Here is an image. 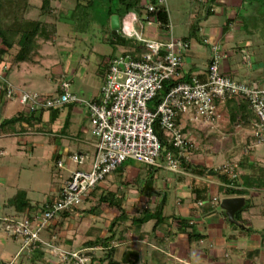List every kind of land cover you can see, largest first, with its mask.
<instances>
[{"label":"crops","instance_id":"0c3cea01","mask_svg":"<svg viewBox=\"0 0 264 264\" xmlns=\"http://www.w3.org/2000/svg\"><path fill=\"white\" fill-rule=\"evenodd\" d=\"M180 2L185 4L188 3L190 11L184 21V32L179 35H175L173 31L174 24L171 21L170 12L168 8H166L164 1L172 35L182 38L188 34L192 24H195L197 27L196 38H190L188 40L189 47L182 55V64L179 69L181 75H183V77H197L200 80H205V67L212 52L211 47L212 45H217L219 53L224 55L220 59V69L223 74L242 82L256 83L257 85L264 87V56H262V53L264 52L261 48L262 42L264 43V37L261 40L259 38L264 33L259 29L262 25L264 26V12L261 11V14L259 15L261 17V22L255 18L258 6H264V0H180ZM109 16L106 28L107 33L113 29L117 32L128 34L131 25L135 27V23L142 22L139 16H137L133 11H129L121 17L116 14H111ZM45 22H47V20H45ZM257 22H260L261 26L259 24L256 25L255 23ZM247 23L249 26H246ZM240 32H245V34L251 33V40L249 39L248 34V36L245 34L241 35ZM256 33H259V35L255 36L256 39H254L253 36ZM165 34L166 30L161 29L158 25L146 26L143 24L142 35L150 38H159L164 37ZM105 38L103 37L101 40H104ZM192 39H196L195 41L197 42H193ZM38 43H40L39 40ZM200 45L202 49L198 48ZM113 46L115 51H112L111 54H116L133 48L125 47L123 45ZM40 47L41 46H39L38 54L35 57L34 63L15 61L10 65L7 72L3 73V75L5 74L4 76L7 81L10 80L8 75H11L12 81H15V84H12L11 81L9 82L16 91H28L29 85L32 81L31 69L35 66L38 68L42 67L43 64L40 59L41 54L39 51ZM197 49L200 50V52L197 51ZM2 61L4 64L5 62L9 64L10 59H8L7 56L3 58ZM238 63H242L244 66L238 65ZM50 77H52V75ZM54 84L56 87L57 82ZM2 91L0 90V120L3 118H9L20 111L23 113L28 112L17 99L7 98L5 96V92ZM96 96L97 95H94L91 98ZM233 99V101L236 102V105H238L239 100L234 97ZM233 101L231 98H228L224 102L217 105L220 117L216 121V124L212 127L203 126L189 121V116L187 114L179 117V124L190 139L192 138L191 133H193L195 129L199 132H203L202 135L204 136L208 134L209 136H212L213 134H220L222 129L226 127V121H229L223 111L226 109V114L229 115V108L232 104H234ZM11 102L14 103V111H10L9 113H11V115L4 117L3 112L8 111L6 108ZM67 106L68 108H66V116L63 122L55 129L56 135H53V140L55 142L50 144L52 148L51 157L54 159V164L58 159L63 158L66 153L89 149V135L83 136V121L81 123L76 117L75 119L77 120L78 126L76 129L70 131V117H72V114L75 112L74 110L77 105L72 104L71 106ZM63 109L64 107L60 108L59 112ZM41 119L44 123H53L55 121H48L49 111H43ZM225 119L227 120L225 121ZM72 122L75 123V120ZM47 126L49 125H46V127ZM14 127L10 128V130L6 127H0V135L3 133H11L16 135V143L20 144V141L22 142V140L27 143L26 141L29 140H27L26 134L31 133L32 131L14 132L12 130L18 129L19 126L15 125ZM249 130L246 132L247 134H250ZM21 136H26V139ZM191 140L194 142L193 138ZM30 144L32 145V143ZM197 146L198 145L196 144V149ZM208 146L210 147V144ZM222 146L224 147V150L231 149L230 145L223 144ZM257 146L259 145L254 143V139L251 136V149L249 150L250 152L248 158L254 166H260L262 165L260 164V160L264 161V159H262L264 156L261 155L263 154L262 152H257L259 158H256L255 156V148ZM2 149L3 148L0 147V154L3 153ZM227 154L229 155L230 153L228 152ZM192 162L198 165H203L207 168H212L213 164V160H206L201 156L198 158L193 157ZM225 163L227 162H224V159H222L217 162V167L215 165L212 169H217ZM55 167L59 170V173H55V175L52 176L50 186L47 189L48 192L42 200H33L29 197L27 188L18 187L14 193L7 197L5 202L0 204V208L5 211L3 214L13 213V209L7 204V201L19 189L25 190L26 195L31 202L41 203L45 201L46 198L56 197L61 185L74 166L69 164L63 167H57L55 165ZM152 170L153 172L155 171V169ZM120 172L122 176L119 177L116 172H113L106 178V180L110 179L112 182H117L122 179V177L124 178V176L128 178L129 176H135L138 174V172H129L124 169ZM245 172H248V169H244L243 173ZM239 175L240 173L238 174V179ZM106 180L99 186L102 188H108L110 184L108 183L109 185H105ZM162 180V188H157L154 184L156 194L151 195V206L156 200L164 196L165 204L163 207V215L166 217L165 220L154 230L152 229V220L137 226L133 225L122 229L123 231L120 234L119 242L113 243L115 246L114 252L117 257L113 256L114 253L112 256L115 260L120 258L123 251L132 250L137 256L136 264H264V240L261 236L264 235V228L261 226H250L249 220H246L247 218L243 216V213L248 212L250 209L251 216L256 214H260L261 216L264 215L263 208H259L258 213L253 212L257 205H262L259 201H253L254 197H264V195H259V191H263L264 188L251 186L248 188L247 194L239 195L244 197V204L237 211H240L238 215L240 221L238 222L244 225V227L241 228L235 224L229 223L226 219L225 213L217 206L219 202L218 191L221 181H219V179L211 172L205 175H197L189 174L184 171H178L173 172L172 177L162 178ZM236 187L239 188V186ZM169 189H172L173 191L171 194L168 192ZM227 196L237 195H224L223 197ZM212 197H216L218 199L215 208L211 206L214 203L211 201ZM247 198L251 205L248 208H244L247 203ZM142 200L143 198H141L140 201ZM127 202L128 201H126V203ZM95 212L97 213V211ZM104 212L106 213V211ZM110 212V217L107 219L108 221L106 219L104 221L105 233L102 232L101 236L109 235L107 230L109 221L114 216V212ZM126 213L129 216H132L130 215V211H128L127 207ZM136 214L137 213L135 211L134 215L137 216L138 214ZM180 219H187L188 223H191L193 228L197 232L201 233L202 236L197 241H189L186 231H189L190 227H187L186 231L180 230V228H182L179 227L180 223H178ZM127 224H129V219L119 223L120 226ZM5 246L6 245L4 243H0V257L3 254ZM4 261L5 260H1L0 258V264L4 263Z\"/></svg>","mask_w":264,"mask_h":264},{"label":"built area","instance_id":"2783aa9c","mask_svg":"<svg viewBox=\"0 0 264 264\" xmlns=\"http://www.w3.org/2000/svg\"><path fill=\"white\" fill-rule=\"evenodd\" d=\"M164 1L147 5L139 16L144 25H158L155 15L150 13L164 6ZM125 35L134 38L142 50L136 57L131 55L132 49L110 57L98 95L91 99H79L70 93L69 82L65 80L58 82L52 93L16 91L3 75L6 64L0 62V90L7 98L17 99L30 113L77 103L86 110L90 125L89 149L66 153L55 163L57 167L74 166L57 197L52 202L45 201L40 209L20 216L0 215V229L20 241L28 251L37 242L45 244L41 232L61 211L79 205L87 191L104 182L124 161L132 159L174 172L180 169L181 160L192 161L196 144L182 130L181 115L187 114L189 121L212 127L220 117L219 103L233 97L243 99L252 113L250 134L254 143L264 142V87L223 74L220 59L224 55L219 53L217 45L211 47L205 80L197 77L184 80L179 69L188 41L173 36L170 29L159 38L139 35L133 25ZM167 80L173 83L151 107L149 103ZM155 122L168 136L175 152L161 153L153 128ZM218 169L230 180L239 181L236 163L227 162ZM228 185L236 187L232 181ZM57 254L61 260L73 259L77 264L86 261L79 252L59 250Z\"/></svg>","mask_w":264,"mask_h":264},{"label":"rangeland","instance_id":"374dc122","mask_svg":"<svg viewBox=\"0 0 264 264\" xmlns=\"http://www.w3.org/2000/svg\"><path fill=\"white\" fill-rule=\"evenodd\" d=\"M40 5L41 0H28L26 13L32 18H39L43 21L47 20V22H45L47 24L46 27L48 30L52 31V35L51 38L47 40L42 38L38 39L41 46L39 50L41 54L40 59L43 65L40 68L35 66L31 69L32 81L28 91L52 93L55 90L54 83L65 80L69 82V92L76 95L79 99H91L92 96L98 95L102 76L100 68H102L104 64L101 63L103 59L102 56H107L111 54L112 51H115L113 45L105 40H101L108 34L106 28L110 16L106 13V8L110 6L114 9L117 6L115 0H97V3L92 7L89 14L81 17L69 16L70 10L74 5L73 0H51L48 12L42 15L39 14L41 13L39 10ZM165 5L170 12L171 21L174 24L173 31L175 35L181 34L184 32V21L190 11L189 4L181 3L180 0H165ZM261 11L264 12V6L259 5L256 11L257 15L255 12V18L259 21L261 18L259 16ZM260 22L255 24L260 25ZM135 25L137 26H135L136 32L142 35L143 23L138 22L135 23ZM246 26H249L248 23ZM259 29L264 32L263 25ZM130 33H132V30ZM240 34L243 35L245 32H240ZM245 35L251 40V33H246ZM257 35H259V33L253 36L254 39H256L255 36ZM263 37L264 33L259 37L260 40L263 39ZM195 40L196 39H192L193 42H197ZM198 48L202 49L201 45L198 46ZM261 48L264 52L263 42ZM197 51L200 52L198 49ZM262 54V56H264V53ZM238 65L244 66L242 63H238ZM51 75L52 77H50ZM8 76L10 78V80H8L11 81L12 84H15V81H12L11 75L9 74ZM13 105L14 103H9L6 108L8 111L3 112L4 117L11 115L9 112L14 111ZM75 105H77L74 110L75 112L72 114V117H70V131L77 128V120L75 119L77 117L81 123L83 121V136H88L90 128L88 114L80 104L75 103ZM63 107L64 109L58 113V117L53 123L45 122L46 125H49L47 127L45 125V132H31L26 134L27 140H29L26 141L27 143L23 140L22 142L20 141V144L16 143V135L11 133H3L0 135V147L3 148V153L0 154V204L5 202L7 197L14 193L18 187L27 188L29 192L28 195L33 200H42L44 196H46L52 176L55 175V173H59V170L56 169L53 163L54 159L51 157L52 148L50 144L55 142L53 140V135H56L55 129L63 122L66 116V108H68V106L66 105ZM223 112L226 118L229 117V115L226 114V109H224ZM73 120H75V123L72 122ZM226 120L227 119H225V121ZM241 120L235 124L226 121V127L222 129L221 133L217 135L213 134L212 136H209V134L204 136L202 135L203 132H199L195 129V131L191 133V136L198 146L193 153V157L198 158L201 156L206 160H213L212 168H214L215 165L217 167V162L222 159H224V162H230L232 164H244V158H247L250 152L249 150L251 149V134L246 133L250 128L245 127V124H243ZM21 137H25L26 139V136ZM30 143H32L33 146ZM209 144L210 147L208 146ZM223 144L230 145L231 149L224 150ZM257 144L259 146L255 148V156L259 158L257 152H262L263 154L261 155L264 156V142ZM228 152L230 153L229 155L227 154ZM262 159H264V157ZM260 162V164L264 165L263 160H260ZM120 167L122 171L124 169L129 172H138L140 177L149 169L147 164L132 159L126 160ZM238 167L239 173H243L244 168L239 164ZM173 172L174 171H169L164 167L156 169L153 172L154 177L152 178L155 186H157V188H162V178L172 177ZM133 177L135 176H129L128 178L124 176L123 180H126L128 183L127 186L124 184L118 186L119 189H124V191L128 193L126 207L128 211H130V215H134L135 211L141 209L144 204V201H140L141 198L137 196L135 184L132 183ZM105 185H109V187L105 189H114L117 186V182H112L110 179H107ZM168 192L171 194L173 191L169 189ZM224 195L223 191H218L219 200ZM259 195H264V190L259 191ZM95 201L91 199L85 202L83 201V203L78 205V208L71 211L66 217V220L60 216L56 217L52 222L53 229L55 228L53 232L48 229H44L41 232V241L45 243L41 245L44 256H42V260L37 261L36 264L59 263L58 261L61 260L57 254L59 250H63V252H79L80 255H83L82 253L85 251H93L96 255L102 252L100 248H95L93 250L82 246L83 241L95 235H102V232L105 233L104 221L110 217V211L104 206H98L95 210L97 213L95 211L94 213L87 211L90 206L95 204ZM253 201H259L263 205V207L261 204L257 205L253 212L258 213L259 208L264 209V197L259 198L255 196ZM134 206H136V208ZM104 211H106V213ZM3 212L5 211L0 208V215H2ZM243 216L247 218L246 220H249L250 226H261L264 228V215L261 216L260 214H256L251 216L250 209L248 212H244ZM65 240H71L72 242L70 245H67ZM47 242L51 244L52 248H50L51 246H47ZM0 243L6 245L0 257L1 260H5L2 264H8L10 261H13L18 252L20 253L18 256L19 259L26 263L29 262L30 254H26L28 250H21L23 248L22 243L12 238L3 229H0ZM113 256L117 257L115 252Z\"/></svg>","mask_w":264,"mask_h":264},{"label":"trees","instance_id":"16d2710c","mask_svg":"<svg viewBox=\"0 0 264 264\" xmlns=\"http://www.w3.org/2000/svg\"><path fill=\"white\" fill-rule=\"evenodd\" d=\"M73 1L74 5L69 13V16L71 17L86 16L87 14H89L92 7L97 3V0ZM50 2L51 0H41V5L39 7L41 13L39 14L42 15L48 12ZM115 2L117 6L114 9L110 6L106 8V13L108 14V16L111 14H116L117 16L121 17L129 11H133L137 16H141L143 14V10L147 7L148 4H156V0H115ZM27 6L28 0H0V62L4 63L2 60L7 56L8 59H10L9 64L5 62L6 69L3 71V73H6L7 70L10 68V65L15 61L34 63L35 57L38 54V49L40 46V44L38 43V39L42 38L44 40H47L51 38L52 31L47 29V24L45 23V21L39 18H32L28 16L26 13ZM150 14L155 15V18L158 22V26L161 29L166 31L170 29L167 10L164 6L157 7L155 11L151 12ZM196 32L197 27L195 24H192L188 34L185 37H182L181 39L188 41L190 38H196ZM105 39L104 40L106 42L112 45H123L125 47H133L132 51H130L133 57H136L140 50H142V46L139 45L134 40V38L128 37L124 33L117 32L113 29L109 31ZM113 55L114 54L102 56L103 59L101 63L104 64L102 68H100V73L102 75L101 78L108 69L107 60ZM189 79V76L184 78V80ZM172 83L173 82H170L169 80L163 83L162 88L157 91L155 97L149 103L151 107L162 98V96L165 94V92L168 90L169 86ZM231 100L233 101L234 99L231 98ZM233 102L235 105L232 104L229 109L230 112H228L229 123L233 122L235 124L237 122H240V120L242 119L241 122L245 124V127L250 128L252 113L249 109L248 104L243 99L239 100L238 105H236L235 101ZM72 104L73 103H68L67 105L71 106ZM47 111H49L48 121H54L59 113V109L51 108ZM42 112L43 111L31 113H23L21 111L17 112L9 118L1 119L0 127H6L9 128L8 130H10V128L14 127L15 125H18V129L11 130L14 132H45L46 130L44 129V127L46 124L41 119ZM153 128L160 141L161 153L163 154L166 151L175 152L176 149L171 145V143L168 142V136L164 133L162 129L159 128L157 122L154 123ZM243 163L244 164H238L242 168L248 169V172L241 173L239 175L240 182L238 180H230L227 174L222 173L218 168H207L203 165L195 164L192 161L181 160L180 169L178 171H184L189 174L197 175H205L211 172L213 175L216 176V178L219 179V181H221L219 190L223 191L225 195H245L248 193V188H250L251 186L264 188V165H256L254 167V165H252V162L249 160L248 156L247 158H244ZM148 166L149 169L147 170L145 175L140 177L139 174H136L135 177L132 178V183L135 184L137 196L143 198L144 201L142 208L138 209L139 213L138 211H136L139 214L137 216H129L126 213V201L128 199V193L124 191V189L118 188L119 185L121 186L124 184L125 186H127L128 184L125 179L123 180V177L122 179L117 181V186L114 190H108L102 188L101 186H95L93 189L87 191L81 203H83V201L85 202L86 200L88 201V199H91L93 201L96 200L95 204L93 206H90L87 211H91V213H94L98 206H104L106 207V209L114 212V216L109 221L107 229L109 232L108 236L95 235L94 237L83 241V247H88L93 250L95 248H100L102 250L99 255H96L93 251L83 252L82 256L86 260L85 264H136L137 256L136 253L132 250L123 251L118 260H115L112 256L115 250V246L113 245V243L119 242L120 234L123 231L122 229H124L125 227H131L133 225L137 226L139 224H143L149 220H152V229L154 230L160 223L165 220L166 217L165 215H163L165 197L163 196L162 198L156 200L151 206V195L156 194V190L154 189V182L152 179V169L156 170L160 167L152 165ZM120 171H122V169L120 166H118L113 172H116L117 176L120 177L122 176ZM231 181L234 183V185L239 186V188L228 185V183ZM56 197L46 198L45 201L52 202ZM212 198L211 201L214 203L211 206L215 208L218 199L216 197L215 199ZM246 200L247 203L244 208H248L251 205L248 201V198ZM45 201L41 203L31 202V200L27 197L25 190L19 189L13 196L8 199L7 204L13 209V213H11L10 215L20 216L32 209H40ZM134 207L136 208V206ZM76 208H78V205L73 206L67 210L61 211L57 217L60 216L65 218L66 220V217L71 213L72 210ZM239 213L240 211L235 214V219L237 221H240V218H238ZM126 219H129V224L120 226L119 223L121 221L124 222ZM178 223H180L179 227H182L180 228V230L182 231H186V228L190 227V230L186 231L189 241H197L202 236L201 233L197 232L193 228L191 223H188L187 219H180ZM233 226L236 227L235 225ZM46 229L51 232L55 230V228L53 229L52 223L49 224ZM261 236L264 240V235ZM71 242V240H65V243L67 245H70ZM41 245V242H37L34 245H31L29 251H26V254H30L29 262L26 263L25 261L19 259L18 256L20 253L18 252L15 255V259L13 258L14 260L12 259L13 261H10L8 264H36V262L42 260V256H44V252ZM21 250L27 249L22 248ZM74 261L75 260L73 259L68 261L59 260V263L57 264H77Z\"/></svg>","mask_w":264,"mask_h":264},{"label":"water","instance_id":"95a60500","mask_svg":"<svg viewBox=\"0 0 264 264\" xmlns=\"http://www.w3.org/2000/svg\"><path fill=\"white\" fill-rule=\"evenodd\" d=\"M0 115H1V107H0ZM244 197L243 196H227L222 197L218 202V207L225 213L226 219L229 223L235 224L238 227L243 228L244 225L238 222L235 219L236 212L243 206Z\"/></svg>","mask_w":264,"mask_h":264}]
</instances>
